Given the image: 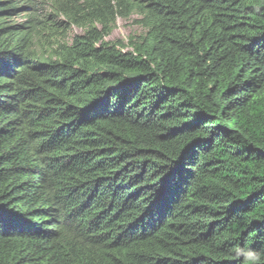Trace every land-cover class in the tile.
Instances as JSON below:
<instances>
[{"label": "trees", "instance_id": "16d2710c", "mask_svg": "<svg viewBox=\"0 0 264 264\" xmlns=\"http://www.w3.org/2000/svg\"><path fill=\"white\" fill-rule=\"evenodd\" d=\"M46 5L0 0V264L264 256V0Z\"/></svg>", "mask_w": 264, "mask_h": 264}, {"label": "rangeland", "instance_id": "374dc122", "mask_svg": "<svg viewBox=\"0 0 264 264\" xmlns=\"http://www.w3.org/2000/svg\"><path fill=\"white\" fill-rule=\"evenodd\" d=\"M35 3L38 4L39 7L42 9H48V6L46 5L47 0H34ZM138 18L136 16H133L132 18L128 20L118 19L115 25V28L113 30L112 35L108 39L109 41H127V39L131 36H141L144 34V30L135 24V21H137ZM21 21V20H19ZM81 30H78L76 28H72L71 31L68 33V41L71 42L72 38L74 36L80 35Z\"/></svg>", "mask_w": 264, "mask_h": 264}, {"label": "clouds", "instance_id": "9594fccd", "mask_svg": "<svg viewBox=\"0 0 264 264\" xmlns=\"http://www.w3.org/2000/svg\"><path fill=\"white\" fill-rule=\"evenodd\" d=\"M228 254L237 261V264H264V256L261 253L238 243L229 249Z\"/></svg>", "mask_w": 264, "mask_h": 264}]
</instances>
